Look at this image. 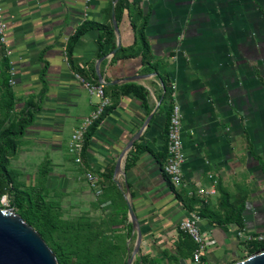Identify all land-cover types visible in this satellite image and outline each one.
<instances>
[{
	"label": "crops",
	"instance_id": "crops-1",
	"mask_svg": "<svg viewBox=\"0 0 264 264\" xmlns=\"http://www.w3.org/2000/svg\"><path fill=\"white\" fill-rule=\"evenodd\" d=\"M2 15L20 95L44 92L21 140L25 154L31 148L48 157L47 187L60 190L71 211L94 193L67 152L72 130L98 102L75 75L82 76L102 84L110 100L86 137L83 164L103 191L121 194L126 211L131 205L142 234L133 264H192L193 244L178 231L186 216L180 203L199 212V228L211 237L203 264L241 259L237 232H264V0H2ZM85 23L112 28L113 42L89 29L65 58ZM172 102L181 112L185 155L176 192L161 170ZM197 188L214 193L189 196ZM238 216L240 225L232 220ZM123 231L132 249L129 217Z\"/></svg>",
	"mask_w": 264,
	"mask_h": 264
},
{
	"label": "rangeland",
	"instance_id": "rangeland-1",
	"mask_svg": "<svg viewBox=\"0 0 264 264\" xmlns=\"http://www.w3.org/2000/svg\"><path fill=\"white\" fill-rule=\"evenodd\" d=\"M0 20L6 26L7 36L6 43L0 42V149L4 147L5 139H10L13 144V150L0 154L8 187L12 193L29 195L25 200L32 221L29 227L36 233H45L46 245L57 264H126L132 250L131 242L127 244L131 233L123 231V226L128 224V216L121 194L114 188L103 191L99 196L89 194L88 201L77 199L71 211L60 190L55 192L46 185L50 166L48 157L40 156L38 150L33 155L31 148L26 154L23 152L21 136L16 138L17 125L27 115L30 120L28 126L33 123L39 108L37 102L42 100L44 92L20 95L17 59L9 41V26L2 13ZM8 196L0 195V209L17 214V210L10 206ZM34 199L42 201L43 212L49 217L52 228L41 220L35 210Z\"/></svg>",
	"mask_w": 264,
	"mask_h": 264
},
{
	"label": "built area",
	"instance_id": "built-area-1",
	"mask_svg": "<svg viewBox=\"0 0 264 264\" xmlns=\"http://www.w3.org/2000/svg\"><path fill=\"white\" fill-rule=\"evenodd\" d=\"M143 1L148 2L151 0ZM1 13L2 7L0 1V17ZM6 37V26L3 21L0 20V42L6 43ZM77 78L82 82L88 94L96 95L98 97V102L72 130L67 143V152L73 158V162L83 170V176L89 188L95 195L99 196L103 192V182L96 173L85 168L82 155L84 152L86 137L90 129L100 123L105 110L110 106V100L104 95V88L102 84H93L80 78L78 75ZM181 132L182 126L180 108L177 103L172 102L168 114L165 157L162 161L161 170L168 185L174 192L184 185L182 165L185 161V155L182 149ZM213 193V189L204 191L201 188H197L193 192L189 191L188 194L192 197L194 194L206 196L207 194ZM180 206L185 209L186 216L179 222L178 231L189 237L194 244L192 264H202V257L205 250L212 244L211 237L209 234L202 232L199 228V212L197 210L188 211L182 203H180ZM237 238L240 243V250L242 254L241 259L257 255L264 250V232L250 233L240 230L237 232ZM257 245H262V248H255Z\"/></svg>",
	"mask_w": 264,
	"mask_h": 264
},
{
	"label": "water",
	"instance_id": "water-1",
	"mask_svg": "<svg viewBox=\"0 0 264 264\" xmlns=\"http://www.w3.org/2000/svg\"><path fill=\"white\" fill-rule=\"evenodd\" d=\"M112 25L118 38L119 32L114 14L112 15ZM118 48H120V44H117L113 54ZM101 61L102 60H100L99 63ZM98 77L101 79L99 73ZM124 80L131 81V78H126ZM146 123L147 121L145 124ZM138 134L139 132L136 136H138ZM131 146L132 144L130 140V142L121 150L115 165V174L121 172V160ZM125 191H128L126 186ZM127 212L132 228L136 233V240L131 250V254L126 260V264H133L134 259L139 253L142 234L139 228V223L130 204L127 206ZM0 264H57V262L39 234L33 231L19 215L12 211L0 209ZM180 264L184 263L180 262ZM231 264H264V250L257 255H253L246 259H239Z\"/></svg>",
	"mask_w": 264,
	"mask_h": 264
},
{
	"label": "trees",
	"instance_id": "trees-1",
	"mask_svg": "<svg viewBox=\"0 0 264 264\" xmlns=\"http://www.w3.org/2000/svg\"><path fill=\"white\" fill-rule=\"evenodd\" d=\"M116 11L121 12V8H117ZM97 28L99 30H102L105 33V39L104 42H109L110 40L113 42V29L105 26H100V25H95V24H90V23H85L78 27L74 33V36L69 40L67 44V55L69 57L70 55V50L72 47V44L78 40L79 37H81L84 33H86L87 30ZM144 28H145V20L143 21L142 25L138 29V39L141 44V53H142V58L144 59L146 55L149 53V46L146 42V38L144 35ZM101 38V37H100ZM110 39V40H108ZM121 52H125V49H121ZM69 59V58H68ZM44 74V72L42 73ZM28 118V115L23 118L17 125V135L16 138L20 137L26 127L30 124V120ZM13 150V144H11L10 139H5L4 140V147L0 149V154L3 155L6 151L8 150ZM6 177V172L4 165L0 163V195L3 194H8L9 196V202L10 206L17 210V214L21 217V219L28 225H32V221L29 218V209L25 203V200L28 198L29 195L24 194V193H12L10 188L8 187V180L5 178ZM34 206L35 210L39 212V216L41 220L50 228H52V224L50 223V219L47 216L45 212H43L42 208V201L38 199H34ZM185 206V205H184ZM186 207V206H185ZM230 220V219H228ZM232 220H234L238 225H240V218L238 217H233ZM39 236L43 239L45 243H47V238L45 236V233L43 231H37ZM187 237V236H186ZM189 240L190 238L187 237ZM191 241V240H190ZM192 242V241H191ZM193 244V242H192ZM261 247L262 245H257L255 248ZM193 249H194V244H193ZM54 252V251H53ZM203 264V263H202Z\"/></svg>",
	"mask_w": 264,
	"mask_h": 264
}]
</instances>
